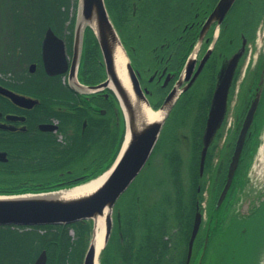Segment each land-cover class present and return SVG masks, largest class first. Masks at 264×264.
<instances>
[{"label": "flooded vegetation", "instance_id": "obj_1", "mask_svg": "<svg viewBox=\"0 0 264 264\" xmlns=\"http://www.w3.org/2000/svg\"><path fill=\"white\" fill-rule=\"evenodd\" d=\"M2 1L5 9L7 5V12L15 16L14 0ZM213 2L214 0L205 2V5L199 8L208 12L213 7ZM230 12L231 10L217 26L215 40L213 26H210L202 41L198 42V31L204 16L195 12L184 24L182 33L173 37L178 42L177 46L182 45V48L176 51L173 39L164 38L140 54L136 62L132 61L138 72L143 93L151 105L159 107L182 76L181 68L190 52L184 59L181 58V54L183 48L190 45L192 34L197 33L193 48L198 45L194 55L196 61L193 71L199 59L211 46L210 55L203 68L194 81L179 93L163 126L175 108L179 113V106L191 95L199 92L196 81L202 73L204 79L200 81L199 86L205 82L208 84L213 79L214 87L218 71L241 46L244 38L247 43L248 36L245 30L233 33V27L229 33L227 32L228 27H231ZM36 22L38 31L35 41L30 42L31 44L22 39L20 42L14 40V26L6 28L8 39L6 47L5 42L3 47L0 44V75H7L0 78V193H13L38 187L71 186L87 180L89 172L106 161L104 155H109L114 139L112 135L116 134L121 123L117 100L111 89L108 86L95 88L106 79V71L94 37L89 36L87 31L84 32L79 58L70 71L74 55L73 23L62 25L63 20H56L58 26L54 24L52 27L46 21ZM48 28L62 42L54 39L48 43V49L57 52L63 47L67 63L63 72L53 75L46 72L42 54ZM132 47H136L135 44ZM136 51H141L140 47ZM244 56L245 52L238 61L229 96ZM210 64H214L212 69L209 68ZM254 68L255 66L252 71L250 70L249 76H252ZM25 70L29 76H26ZM188 81L189 79H183L178 87L182 88ZM2 89L31 97L33 100L10 97L9 92ZM178 113L174 115L171 130L179 131L176 122L182 118L179 119ZM96 146L98 153H92ZM79 148H82L83 152L77 157ZM85 156L89 157L87 162ZM246 187L245 191L250 192V195L241 198L237 206L242 214H248L249 209L258 205L259 187L250 184ZM9 227L20 228L13 225Z\"/></svg>", "mask_w": 264, "mask_h": 264}, {"label": "trees", "instance_id": "obj_2", "mask_svg": "<svg viewBox=\"0 0 264 264\" xmlns=\"http://www.w3.org/2000/svg\"><path fill=\"white\" fill-rule=\"evenodd\" d=\"M32 1L37 6L36 9L30 10L31 13L26 14L27 18L31 15L33 20L38 18L44 23L48 19L51 21L56 16V13L58 17H66L65 9L69 5V0ZM108 1L109 6L111 5L110 7H114L112 5L117 3V9L124 3L125 17H128L127 5L129 0ZM29 2L33 5L31 1ZM53 2L57 4L56 7H52ZM244 2L247 3L244 4L246 5V12H243V18L240 23L237 22L239 24L238 27L234 26L232 31L236 33L245 30L249 40L253 41L255 29L264 18V0H245ZM60 7L65 9L61 11ZM142 10L143 7H141L140 11L142 12ZM140 17L144 23L147 21L142 14ZM74 18L73 15L71 18L72 22H74ZM183 23H178V21L174 23L176 25L173 29H177V34L182 33ZM159 26L160 28L164 27L160 24ZM86 31L92 37V33L88 28ZM196 35L197 33H193L190 45H186L183 48L182 59L191 50L196 40ZM173 44L177 47H175L176 51H178V48L183 47L182 45L178 47V42L175 39H173ZM210 67L212 68L213 66ZM247 79L246 85L242 83L240 86L239 102L234 111V132L226 140L227 143L231 141L230 148L227 151H224L225 147L220 149L221 160L214 165L212 162L215 154L214 150L217 148V140L222 136L220 128L206 154L203 171H205L204 174H210L209 178L211 181L208 189L210 197L207 201V217L205 225L202 226L194 240L189 264H197L201 256V264H209V262L214 260V264H241L240 257L244 251L246 254L243 264H260L264 251V192H259L257 195L258 205H254L249 209L248 214H242L237 206L241 198L250 195V192L245 191V187L250 183L247 174L257 147L260 144V135L264 127V94L253 122L249 127V134L245 137L238 167L229 192L222 204L215 208L216 198L224 183L226 164L232 149V143L243 110L248 103L245 100L248 96L250 97L251 83L255 80L254 75L247 76ZM212 87L213 79H211L208 88L204 92L200 91L196 95H191L189 99L179 106V113L177 111L179 117H189L193 134L190 139V147H192L190 148V164L189 166L186 165L188 170L186 177L182 174V165L183 163L185 164V159L177 148L178 134L176 129L171 130L170 126V137L174 136L175 133L177 137L169 142L171 150L163 153L164 162H162V165H158L156 171L149 177L144 178L140 185L133 181L131 188L129 187L125 191L127 194L121 195L114 205V231L99 255V264H185L187 241L191 232L195 204L196 201L201 203L202 198L201 191L203 187L201 182H203V177L199 175L198 160L201 148V134ZM185 110H190V112L188 114L185 112L184 114L183 111ZM181 120L184 121V119ZM123 134L124 125L121 122L116 134L112 135L114 139L111 142L109 155H104L107 158L106 161L100 167L90 171L89 177L98 175L110 166L118 153ZM82 152L83 149L79 148L77 157L81 156ZM158 169L160 174L157 175ZM53 188L56 187H38L23 190L37 191ZM251 220H253L252 245L248 249H244L243 243L248 230H251L249 223ZM72 227L80 235L76 242L71 241L67 232ZM9 228L8 225L7 227L0 226V250L8 249L11 253L16 252L14 259L19 258L20 263L18 264H32L41 249L46 251V264H80L86 243L85 236L90 231L91 224L89 221L84 220L71 224L35 225L30 227V231L23 234H15ZM38 228H43L47 231L43 234H38L36 231ZM206 232L208 242L204 248ZM26 240L33 243L32 248L25 245L24 249H22L20 243H24ZM15 242L19 245L16 246ZM218 248L220 251L217 253ZM18 249L22 251L17 252ZM167 254L169 257H166ZM15 261L17 262V260Z\"/></svg>", "mask_w": 264, "mask_h": 264}, {"label": "water", "instance_id": "obj_3", "mask_svg": "<svg viewBox=\"0 0 264 264\" xmlns=\"http://www.w3.org/2000/svg\"><path fill=\"white\" fill-rule=\"evenodd\" d=\"M235 1L236 0L216 1L213 8L207 17H205L200 26L197 37L198 42L202 41L203 35L208 31L211 25H215V28H217V26L222 22L229 10L232 8ZM92 18L95 22V28H92L90 25ZM87 28L91 31L99 46L106 71V79L101 84L95 86V88L99 86H108L111 89L118 102V107L124 119L125 134L119 153L111 166L106 169V171H104H109L105 181L90 194L71 198L53 195V193L70 190L87 181L71 186L56 187L47 190L0 193V225H59L71 224L77 221H84L88 219H92L94 222L95 216L101 215L104 208H107L109 212L105 216V233L103 245L99 251L100 253L106 245L110 235L112 225L111 214L116 201L123 194V192H125V190L129 187V185L147 163L153 147L158 139L161 127L179 93L182 90H185L200 73L210 55L211 46L207 48L205 53L199 59L195 71H193L194 63L196 61L194 59V55L198 50V45L194 47L192 53L188 55L181 68L182 76L176 81L175 86L168 92L162 104L156 110L163 112L161 120L144 123L138 128L134 109L115 73L112 55L114 47L112 44L115 42V40L119 41L126 56L124 70L129 82L131 93L133 95L134 105L137 107V109H139L141 108L139 106L141 102L145 103L149 107L150 104L141 89L138 79V72L132 65L120 36L116 32L108 16V11L104 0H77V16L74 20L73 34L74 55L72 58L70 71L73 70L72 68L76 64L77 58H79L84 32L87 30ZM54 39L60 41V39L54 35L52 30L48 28L45 33L42 54L45 70L51 75L63 72L67 67L63 47H61L59 51L57 50V52H51L47 47L48 43ZM215 39L216 32H214L213 36V40ZM60 43L62 42L60 41ZM245 43L246 39L244 38L241 46L227 59L224 66L221 67L216 75L215 84L212 90L207 116L201 136L202 147L199 153L200 175L203 172L204 160L208 146L225 118L228 106L229 90L235 69L238 65V61L245 51ZM52 67L54 69H52ZM254 69L255 71L253 75L255 82L252 81L251 83V98L233 144L232 152L225 171L224 183L216 199L215 208H218L222 204L229 192L238 167L246 134L256 115L264 94V53H262L260 58H258ZM183 79H189V81L187 84H185V86L179 88L178 86L181 84ZM109 83H112L113 87L120 94L122 102L117 96L115 89L109 86ZM2 90L9 92L10 97H23L28 100H33L31 97L23 96L12 91H6L5 89ZM37 101L38 100L36 99V102ZM127 127L129 129L130 135L126 141ZM201 221L202 213L200 212V206L198 202H196L192 229L187 242L186 264H188L190 261L193 242L200 228ZM207 242L208 235L206 232L203 244L204 248L206 247ZM201 257L197 264H201ZM46 260L47 254L43 249L40 251L32 264H46ZM98 262L99 256L97 255L95 262V248L93 243H90L85 252L82 264H98Z\"/></svg>", "mask_w": 264, "mask_h": 264}, {"label": "rangeland", "instance_id": "obj_4", "mask_svg": "<svg viewBox=\"0 0 264 264\" xmlns=\"http://www.w3.org/2000/svg\"><path fill=\"white\" fill-rule=\"evenodd\" d=\"M20 1H22V3H20ZM20 1L14 0L13 13L15 16L13 15L11 16L10 13L7 12L8 10L7 5L5 9L3 1L0 0V42H1L0 44L2 45V47H3L4 42H5V47L7 45L8 39L6 36V28H8L9 26L15 27L13 34H14V40L16 42L25 40V41H28V44H31L30 42H34L36 39V35L38 31V27H37L38 23L36 21L42 22V20L38 18H35L33 20V17H31V15L30 17L27 18L26 14L31 13L30 10L36 9L37 4H35L32 0H20ZM29 1H31L33 5H31ZM104 1L107 7L108 16L116 32L121 37L120 39L123 40L124 44L126 45V48L129 49L128 51L130 53L129 55H130L131 60L133 62H136L137 57L140 54L147 51L151 46H153V43H160L162 39L164 38L167 40H171L173 39L174 36H176L178 31L177 29H173L176 25L174 23L176 21H178V23H183L191 19L193 17V11H194V7H192V5L196 4L197 7H203L205 5V2L207 3L210 0H145L142 12H140V10L138 9L139 6L137 2L139 0H129V3L127 5V11L129 13L128 17H125L124 3L123 5L121 4L119 6V9H117L116 8V6L118 5L117 3L112 5L114 7H110L111 5L109 6V1L108 0H104ZM244 1L245 0H238V2L235 3L234 7L232 8L230 12V16H229V20L231 21L230 22L231 27H228V30H227L228 33L234 26L238 27L239 25L238 23H240V21L242 20L243 14H244L243 12H246L245 11L246 5L244 4H247ZM74 2L75 0H69V5L66 9L64 7H60L61 11L65 9V14H66L65 18L58 17V14L56 13L55 14L56 16L53 19H51V21L49 19L46 20L47 24L52 25V27H54V24L55 26L57 25V23H55L56 20H63L64 21L63 24L61 22L62 25L72 22L71 20L72 16L74 15L75 18L77 16V2H75V5H74ZM56 6L57 4H54L53 2L52 7H56ZM139 14H142V16L147 20V23H140V25L136 27V30L134 29L135 31L133 33L132 31L133 25L139 24L138 22L140 20V17L138 19H135L136 16L137 17L139 16ZM39 24L41 23L39 22ZM159 24L163 25L164 27L160 28ZM134 43L136 47H134L133 49L131 47L132 45L134 46ZM139 47L141 51H136ZM262 53H264V18L258 23L257 28L255 29L254 40L251 41L248 38L247 52L239 66V70L235 77V84L233 87L234 90L232 89L231 96L229 98L226 119L224 120V123H223L224 125L220 129V132H222V136L219 138V140H217V146H216L217 148L214 150L215 154L212 159V162L214 165L218 164V162L221 160V157H220L221 154H219L220 149L225 147L224 151H227L230 148L231 141L227 143L226 140H227V137L233 134L234 132L232 126H233V123L235 122L234 111L239 102V94L241 91L240 85H242V83L246 85L248 81L247 70H249L250 65L252 63L254 64V61L257 60V58H259V56ZM209 66H214V64H211ZM210 69L212 68L210 67ZM25 73H26V70H25ZM202 74L199 76L198 80L196 81L197 87H199L200 81H203L204 79ZM6 76L2 74L0 75V78H5ZM26 76H29V75L26 73ZM206 88H207V85L205 82L204 84L201 85L199 92L200 91L204 92ZM177 111L178 109L175 108V110L173 111L174 113L171 114L169 120L166 122L165 126L163 127L159 135V138L156 142L153 152L151 153V156L149 158L148 164L142 169L139 175L135 178L134 182L137 183L138 185L142 183L144 178H147L149 177V175H152L156 171V168L158 165L159 166L162 165V162H164L163 153L168 151V148H165L163 146L164 145L166 146L168 141L171 142L174 138H176L177 134H178V138L176 141L178 144L177 148L182 154V157L185 159V164L183 163L182 165V174L185 175L186 177L187 171H188L186 165L189 166L190 164V148L192 147V146L190 147V139L193 136V134L191 132L192 128H190L191 120L189 119V117H187L188 118L187 119L186 116H180L179 119L182 118L185 121V118H186V121L184 122L182 120L181 121L178 120V122H176L177 123L176 127H179V131L176 130L177 134L175 133L174 136L172 135L170 137V126L174 122V115L177 113ZM185 112L188 114L190 110L183 111L184 114ZM260 136H261L260 137L261 141L252 159L248 174H249V178L251 181V183H249L250 185H253L254 187L264 188V157H263L264 156V127L262 129ZM92 153H98L97 146L94 148ZM85 158L86 156L84 157V159ZM88 159L89 157L85 159V162H87ZM204 172L205 171H203L202 174L200 175L203 177V182H201L202 187H203L201 191L202 198L200 202L202 205L203 221L205 222L206 217H207V212H206L207 201H208V198L210 197L208 189L210 188L211 181L209 178L210 174L209 173L204 174ZM158 174H160L159 169L157 170V175ZM133 183H131V185L129 186L130 188ZM125 194L127 193L124 192L122 195H125ZM241 210L246 211V209L245 210L241 209ZM86 221L90 222L91 228H90V231H88L85 236L86 243H85L83 254L80 259L81 260L80 264H82L83 262L84 255H85V252L89 244L93 243V236H94L93 220L88 219ZM249 223H250L251 230L250 229L248 230V233L245 237V242L243 243L244 249H248L252 245L251 244V233L253 229V220H251ZM11 230L15 234H23V233L30 231L31 229L28 227H22V228L20 227L18 229L16 228V229H11ZM36 231L38 232V234H43L47 230L43 228L41 229L38 228ZM113 231H114V222L112 221L110 234ZM67 232L70 235L72 242H76L78 240L80 235L76 233V230H74L73 227L69 228ZM219 239H222V238H219ZM15 243H16L15 244L16 246L19 245L17 242ZM25 245L30 246V248H32L33 243L31 241L28 242L27 240L24 243H20V246L22 247V249H24ZM21 251H22L21 249L17 250V252H21ZM219 251L220 249L218 248L217 253ZM15 253H11L10 250L8 249L0 250V264L20 263L18 257L14 259V257H16ZM100 253H98V256L100 255ZM245 254H246L245 251L242 252L241 254V257H240L241 264H243L245 261V258H244ZM166 257H169V255L167 254ZM15 260H17V262ZM214 263H215V260L213 262H209V264H214ZM260 264H264V251L261 256Z\"/></svg>", "mask_w": 264, "mask_h": 264}, {"label": "bare ground", "instance_id": "obj_5", "mask_svg": "<svg viewBox=\"0 0 264 264\" xmlns=\"http://www.w3.org/2000/svg\"><path fill=\"white\" fill-rule=\"evenodd\" d=\"M140 2H142V0H139L137 2L138 6H139V8H138L139 10H141V7H143V5H144V3H143L144 1L142 3H140ZM192 7H194L193 12L198 11L201 15H203L205 17H207L209 12L211 11V10L208 12L204 11V10L200 9L199 7H197L196 4L192 5ZM90 25L92 26V28H95V22H94L93 18L90 21ZM113 45H114V47H113L112 55H113L115 73L119 79V82H120L122 88L125 90V92L128 96V99H129V101H130V103L134 109L137 127L139 128L144 123L160 121L162 118L163 112L162 111H155L154 109H152V107H154L153 105L150 104V107H149L145 103L141 102L139 104V106L141 108H139V109H137V107L134 105L133 95L131 93L129 82H128V79L126 77L125 70H124V63L126 61V56H125L124 51L122 50V47H121L118 40H115V42H113L112 46ZM109 86L114 88L112 83H109ZM115 91H116V89H115ZM116 93H117V96L119 97L120 101L122 102V98H121L120 94L117 91H116ZM126 116H127V112H126ZM129 135H130V132H129V129L127 127L126 141L128 140ZM163 147H165V148L167 147L168 152L171 150L170 145L169 146L164 145ZM102 173L100 172L98 175H95L93 177H89V179H87V182H84L81 185H78V186H76L70 190L61 191L58 193H53V195H59L61 197H65V198H71V197H78V196L90 194L93 191H95L105 181L106 177L109 174V171L104 172L103 174ZM108 212H109V210L107 208H104L103 213L101 215L95 216V218H94L93 245L95 248V262H96L97 255H98V253H99V251L103 245L104 233H105V222L104 221H105V216Z\"/></svg>", "mask_w": 264, "mask_h": 264}]
</instances>
